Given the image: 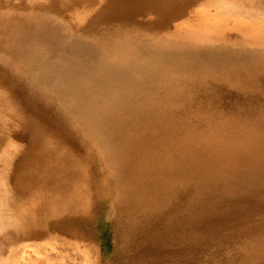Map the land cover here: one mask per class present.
I'll return each instance as SVG.
<instances>
[{"label":"rangeland","instance_id":"374dc122","mask_svg":"<svg viewBox=\"0 0 264 264\" xmlns=\"http://www.w3.org/2000/svg\"><path fill=\"white\" fill-rule=\"evenodd\" d=\"M99 1L0 0V264H264V0Z\"/></svg>","mask_w":264,"mask_h":264},{"label":"bare ground","instance_id":"6f19581e","mask_svg":"<svg viewBox=\"0 0 264 264\" xmlns=\"http://www.w3.org/2000/svg\"><path fill=\"white\" fill-rule=\"evenodd\" d=\"M90 1V0H88ZM92 1V0H91ZM107 1V2H106ZM195 0H185V2L182 5H178V0H100L99 3L102 5V7L99 10L98 13V19L109 17L112 18V20L121 22V23H134L138 18H144L149 17L150 23L148 24L151 28L154 29H166L168 28V25L170 21L175 17H183L184 12L187 10V6L191 5ZM106 2V4H104ZM96 3V0H93V4ZM92 4V5H93ZM134 5V6H133ZM204 16L205 22H211L214 18V13L209 12V10H199L198 13H196V17ZM106 19V18H105ZM108 20V19H107ZM201 24V23H200ZM220 24V22H219ZM209 25V24H208ZM205 24L200 25L201 30H205V28H209L208 26H205ZM48 35V34H47ZM115 37V36H114ZM211 37L208 36L206 39H210ZM13 72V71H12ZM64 89V88H63ZM3 90V89H2ZM240 94V93H239ZM223 95V94H222ZM225 97V96H224ZM255 99V98H254ZM259 99V98H258ZM262 100V99H261ZM4 106V105H3ZM25 108V107H24ZM242 108V107H241ZM27 111V110H26ZM245 112V111H244ZM81 120V119H80ZM88 120V119H87ZM102 120V119H101ZM261 127V126H260ZM124 128V127H123ZM121 130V129H120ZM142 131V130H141ZM9 147H11V143H6V148L4 152H1L2 154H6ZM12 148V147H11ZM47 160V159H46ZM159 166V165H157ZM163 168V167H162ZM139 173V172H137ZM140 174V173H139ZM39 179V178H38ZM40 180V179H39ZM82 182V181H81ZM68 183V182H67ZM54 186V185H53ZM52 187V186H50ZM43 188V187H42ZM54 188V187H53ZM82 188V187H80ZM54 190V189H53ZM42 191V190H40ZM37 192V191H36ZM3 194V193H2ZM9 194V193H8ZM7 195V194H6ZM5 192L4 195H2L3 198L6 197ZM72 197V196H71ZM77 197V196H76ZM55 198V197H54ZM171 198V197H170ZM83 200V199H82ZM75 201V200H74ZM79 204V203H78ZM39 211V210H38ZM7 218V217H6ZM172 220V219H171ZM155 227V226H154ZM191 228V227H190ZM1 239V238H0ZM174 239V238H173ZM192 240V239H191ZM169 241V240H168ZM47 243V242H46ZM164 245V244H163ZM172 246V245H171ZM78 247V246H77ZM161 247V246H160ZM133 248V247H132ZM60 249V248H59ZM80 249V248H79ZM14 250V249H13ZM20 250V249H19ZM40 251V249H38ZM136 250V249H135ZM17 251V249H16ZM29 251V250H28ZM34 251V250H33ZM33 251H30L33 252ZM39 251L38 254H39ZM171 251V249H169ZM26 252V251H25ZM35 252V251H34ZM34 252L30 254L29 256L19 257L17 255L11 254V264H40L36 259H33L35 257L33 256ZM54 252V250H53ZM52 252V253H53ZM12 253V251H11ZM17 253V252H16ZM58 252H56L57 254ZM18 254V253H17ZM36 254V253H35ZM158 253H148L145 254L142 258L144 264H152L153 261L157 258ZM26 255V254H25ZM51 255V253H50ZM14 256V257H13ZM53 256V255H52ZM74 256V255H73ZM17 257V258H16ZM57 257V256H56ZM80 257V256H79ZM84 257V256H83ZM7 258V257H6ZM37 258V257H36ZM68 258V257H66ZM46 258L44 257V260ZM53 259V258H52ZM72 259V257H71ZM83 258H81L82 260ZM86 259V258H85ZM167 259V256L165 257ZM163 259L164 261H167ZM10 260V259H9ZM70 260V259H69ZM4 261V260H3ZM42 261V258L40 259ZM66 261V260H65ZM86 261V260H85ZM7 262V261H6ZM38 262V263H37ZM52 263V261H50ZM68 262V261H67ZM87 262V261H86ZM45 264V262H41V264ZM50 263V264H51ZM66 263V262H64ZM9 264V263H8ZM46 264L47 259H46ZM58 264V263H57ZM61 264V263H59ZM71 264V262L69 263ZM89 264V263H88Z\"/></svg>","mask_w":264,"mask_h":264}]
</instances>
